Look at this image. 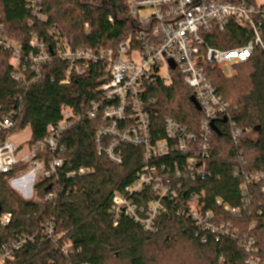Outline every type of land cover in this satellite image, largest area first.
Returning a JSON list of instances; mask_svg holds the SVG:
<instances>
[{"label": "trees", "instance_id": "1", "mask_svg": "<svg viewBox=\"0 0 264 264\" xmlns=\"http://www.w3.org/2000/svg\"><path fill=\"white\" fill-rule=\"evenodd\" d=\"M31 1L0 0V25L25 54L35 52L34 41L53 50L57 39L65 40L72 50L94 52H116L122 43L136 46L138 24L125 1L37 0L43 20L34 15ZM256 22L264 41V19L257 17ZM205 40L212 48L231 50L247 46L255 34L250 27L231 21L224 32L215 31ZM52 57L41 77L27 85L13 79L11 54L0 48V118L10 117L14 125L12 131L0 134V144L30 128L27 145H35L47 136L49 126L62 120L65 110L71 111L73 121L62 137L64 151L38 156L47 164L56 158L64 160L56 176L35 185L39 202L24 201L10 185L27 165L0 175V214H12L11 224L0 227V241L23 233L37 236L9 264H264V195L259 186H252L251 203L243 207L241 190L247 175L264 174V50L260 46L230 77L206 64L212 84L229 104V123L218 120V133H211L204 177H182L178 182L174 163L182 171V155L153 162L160 172L165 167L164 173L176 181L179 196L177 202L165 200V211L153 221V229L125 212L117 215L114 211V194H124L144 167L143 149L123 144L119 148L122 163H113L98 153L95 143L103 119L86 116L93 103L103 100L100 88L109 80L105 64H91L82 75L73 72L69 83L63 84L69 63L55 54ZM145 95L154 140L165 138L166 118L198 131L202 114L190 101L193 92L181 76H173L169 84L157 81L146 85ZM232 123L243 131L238 142L231 134ZM81 168L90 172L71 176ZM196 193L203 194L206 204L201 224L188 214L185 205ZM50 194L55 197L45 200ZM130 195L137 208L151 200L147 192ZM224 206L241 209V216L231 217ZM49 221L54 222L55 243L45 232Z\"/></svg>", "mask_w": 264, "mask_h": 264}, {"label": "built area", "instance_id": "2", "mask_svg": "<svg viewBox=\"0 0 264 264\" xmlns=\"http://www.w3.org/2000/svg\"><path fill=\"white\" fill-rule=\"evenodd\" d=\"M128 3L131 17L138 24L135 45L122 43L116 52L101 50L94 52L86 48L72 50L65 40L57 39L55 48L49 49L44 42H32L35 52L24 53L22 47L6 37L0 25V48L9 52L18 67L12 77L23 84L37 81L43 69L55 58L69 63V70L63 84H68L71 74L85 73L91 64L103 63L106 66L109 80L102 85L101 102H95L87 112L89 120L102 118L104 124L96 137V147L100 155L116 164H121L123 155L119 149L123 144H130L143 149L144 167L138 173L136 181L126 188L124 194L115 193L113 197L114 211L117 215L125 212L140 221L148 229H153V221L158 214L165 211L163 203L166 199L179 201L176 181L171 175L159 171L153 162L166 156L182 155L185 157L183 170L174 163L178 182L181 178L196 180L208 173L207 162L211 153L212 124L227 119L229 104L217 92L206 71V64H213L224 73V66H229L233 73L235 67L246 63L252 57L255 48L264 50L262 33L256 22L257 17L264 19V4H252L249 0H119ZM35 6L33 13L39 19L40 1L32 0ZM235 22L250 27L255 40L247 46L219 50L206 43V36L215 31L224 32L227 25ZM138 55V58L136 57ZM179 75L193 92L202 116L197 132L189 130L179 121L166 118L164 121L165 138L154 140L151 133V117L148 112V101L145 87L161 81L171 83L172 77ZM70 110L63 112L62 120L48 127L47 136L33 146L21 148L9 139L0 144V175H6L18 165H27L10 183L19 178L28 188V181L35 185L41 179H50L63 168L62 158L53 159L49 164L39 160L45 153H61L64 151L63 134L73 126ZM227 123L229 121L227 120ZM14 125L10 117L0 118V134L12 131ZM217 127V125H216ZM232 137L239 141L243 131L232 123ZM89 169L81 168L71 176L86 175ZM175 176V178H176ZM27 181V183H25ZM181 185V184H180ZM179 185V186H180ZM259 186L264 195V174L247 175L241 186L243 207L251 203V187ZM147 192L151 197L148 205L137 208L130 194ZM130 195V196H128ZM50 194L45 200H52ZM218 205L221 203L218 201ZM188 214L199 223H203L202 213L206 207L203 194H193L186 200ZM224 211L231 217L239 218L241 209L224 206ZM145 213V217H143ZM12 222V214H0V227L7 228ZM49 240L54 238V222L44 225ZM224 227H222L223 229ZM228 231V230H227ZM36 235L20 234L9 241H0V264L14 262L17 253L28 242H33ZM252 245L254 242L251 243ZM249 252V248H247ZM68 253V248L64 249ZM250 264H256L251 261Z\"/></svg>", "mask_w": 264, "mask_h": 264}, {"label": "rangeland", "instance_id": "3", "mask_svg": "<svg viewBox=\"0 0 264 264\" xmlns=\"http://www.w3.org/2000/svg\"><path fill=\"white\" fill-rule=\"evenodd\" d=\"M257 4H264V0H255ZM12 57V56H11ZM138 58V55H136ZM11 63L13 64V68L17 69L18 64L17 61L11 58ZM14 69V70H15ZM224 73L227 77H230L233 75V71L229 66H224L223 68ZM235 73V72H234ZM31 130L30 128L26 129L24 132L19 133V134H12L9 137V141L14 143L16 146H19L21 148H26L27 142L31 140ZM254 136V135H253ZM27 183V181L25 182ZM23 182L19 179L16 178L14 182L10 183L11 188L17 192V194L24 199V201H33V202H39L40 199L38 198L37 194L35 191L32 193V188H33V182L28 181V188L25 190L23 189Z\"/></svg>", "mask_w": 264, "mask_h": 264}, {"label": "water", "instance_id": "4", "mask_svg": "<svg viewBox=\"0 0 264 264\" xmlns=\"http://www.w3.org/2000/svg\"><path fill=\"white\" fill-rule=\"evenodd\" d=\"M190 101L193 103V105L196 107V109L198 111H200V107H199L197 101L195 100V98L192 97ZM226 122H227V119L224 120V123H226ZM212 130L218 133V128L216 127L215 124H212ZM0 213H1V206H0Z\"/></svg>", "mask_w": 264, "mask_h": 264}]
</instances>
